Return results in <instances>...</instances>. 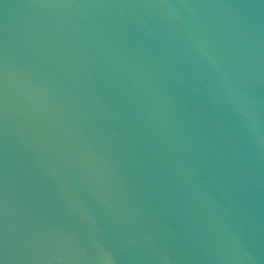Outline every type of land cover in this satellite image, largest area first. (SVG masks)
Listing matches in <instances>:
<instances>
[{"label":"water","instance_id":"obj_1","mask_svg":"<svg viewBox=\"0 0 264 264\" xmlns=\"http://www.w3.org/2000/svg\"><path fill=\"white\" fill-rule=\"evenodd\" d=\"M0 264H264V0H0Z\"/></svg>","mask_w":264,"mask_h":264}]
</instances>
